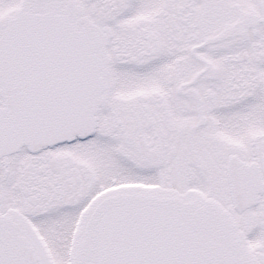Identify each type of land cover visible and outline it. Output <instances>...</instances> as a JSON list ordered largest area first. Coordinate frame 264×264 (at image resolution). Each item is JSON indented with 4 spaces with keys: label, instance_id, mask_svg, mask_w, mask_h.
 Here are the masks:
<instances>
[{
    "label": "snow or ice",
    "instance_id": "obj_1",
    "mask_svg": "<svg viewBox=\"0 0 264 264\" xmlns=\"http://www.w3.org/2000/svg\"><path fill=\"white\" fill-rule=\"evenodd\" d=\"M0 264H264V0H0Z\"/></svg>",
    "mask_w": 264,
    "mask_h": 264
}]
</instances>
